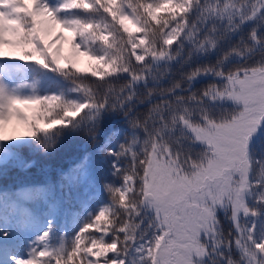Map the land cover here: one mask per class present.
I'll use <instances>...</instances> for the list:
<instances>
[{
  "label": "snow or ice",
  "instance_id": "snow-or-ice-1",
  "mask_svg": "<svg viewBox=\"0 0 264 264\" xmlns=\"http://www.w3.org/2000/svg\"><path fill=\"white\" fill-rule=\"evenodd\" d=\"M0 182V264H264V0H0Z\"/></svg>",
  "mask_w": 264,
  "mask_h": 264
},
{
  "label": "trees",
  "instance_id": "trees-1",
  "mask_svg": "<svg viewBox=\"0 0 264 264\" xmlns=\"http://www.w3.org/2000/svg\"><path fill=\"white\" fill-rule=\"evenodd\" d=\"M65 34L67 35V33ZM65 50H67V45H65ZM81 66H84L83 62ZM83 143L84 142L80 139L68 140L66 144L62 146L53 157L47 159L39 158L37 168H34L29 175H38L39 167L44 165H47L53 170L69 166L72 162V159L79 153L80 150H82ZM97 195H99V193H97ZM227 227L228 225L227 223H225V228Z\"/></svg>",
  "mask_w": 264,
  "mask_h": 264
}]
</instances>
